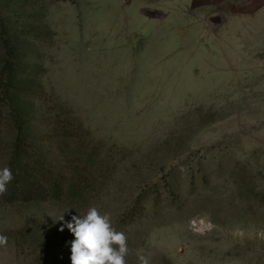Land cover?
Listing matches in <instances>:
<instances>
[{
  "label": "rangeland",
  "instance_id": "rangeland-1",
  "mask_svg": "<svg viewBox=\"0 0 264 264\" xmlns=\"http://www.w3.org/2000/svg\"><path fill=\"white\" fill-rule=\"evenodd\" d=\"M35 158L0 264H71L93 206L127 264H264V0H0V169Z\"/></svg>",
  "mask_w": 264,
  "mask_h": 264
},
{
  "label": "clouds",
  "instance_id": "clouds-1",
  "mask_svg": "<svg viewBox=\"0 0 264 264\" xmlns=\"http://www.w3.org/2000/svg\"><path fill=\"white\" fill-rule=\"evenodd\" d=\"M13 179L11 169H0V196L7 192V185ZM67 228L75 237L71 241V264H127L128 237L116 230L110 214H102L93 206L85 214L73 216ZM7 244L8 237L0 235V247ZM138 264L151 262L147 256L139 255Z\"/></svg>",
  "mask_w": 264,
  "mask_h": 264
},
{
  "label": "trees",
  "instance_id": "trees-1",
  "mask_svg": "<svg viewBox=\"0 0 264 264\" xmlns=\"http://www.w3.org/2000/svg\"><path fill=\"white\" fill-rule=\"evenodd\" d=\"M20 134L17 138L15 149V158L28 157V151L22 148L24 143L23 128L19 127ZM29 158V157H28ZM31 162L23 160L18 166H14L12 173L14 179L7 185V192L0 197H3L8 202L17 200L32 201L39 199L44 192L50 191L53 195L54 187L58 186V178L52 174V170H47V167L38 158ZM48 175H52L49 178Z\"/></svg>",
  "mask_w": 264,
  "mask_h": 264
}]
</instances>
